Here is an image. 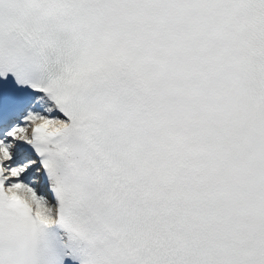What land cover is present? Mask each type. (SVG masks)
Returning a JSON list of instances; mask_svg holds the SVG:
<instances>
[{
  "label": "snow or ice",
  "instance_id": "obj_1",
  "mask_svg": "<svg viewBox=\"0 0 264 264\" xmlns=\"http://www.w3.org/2000/svg\"><path fill=\"white\" fill-rule=\"evenodd\" d=\"M0 264H264V0H0Z\"/></svg>",
  "mask_w": 264,
  "mask_h": 264
}]
</instances>
